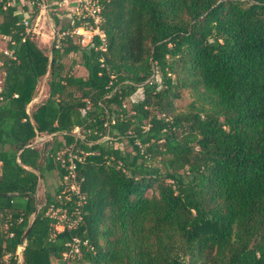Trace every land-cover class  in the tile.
<instances>
[{
	"label": "trees",
	"instance_id": "1",
	"mask_svg": "<svg viewBox=\"0 0 264 264\" xmlns=\"http://www.w3.org/2000/svg\"><path fill=\"white\" fill-rule=\"evenodd\" d=\"M23 1L0 0V264H58L71 238L74 264H264V0H97L103 41L51 12L47 47L26 27L61 0ZM70 145L84 203L54 232Z\"/></svg>",
	"mask_w": 264,
	"mask_h": 264
},
{
	"label": "built area",
	"instance_id": "2",
	"mask_svg": "<svg viewBox=\"0 0 264 264\" xmlns=\"http://www.w3.org/2000/svg\"><path fill=\"white\" fill-rule=\"evenodd\" d=\"M70 2L74 3V11L75 13L70 16V25H73L75 20H80V25L78 27L72 26L69 30L70 34H73L77 41L81 45H85L93 35H97L100 40L103 41V34L97 28L100 18H99V4L97 0H61L53 2L54 5L68 4ZM46 8V5L39 4L40 7ZM35 18V17H34ZM24 19V18H23ZM34 20V19H33ZM33 21L26 27V31L32 30ZM26 24V22H24ZM64 34V33H63ZM0 39L7 40L8 38L5 36H0ZM0 51L9 56L11 58V50L6 48H0ZM0 90H1V80H0ZM15 96V95H13ZM80 112L83 114L84 109H81ZM72 134L75 138H81L79 133V128L74 127L72 129ZM109 138L107 135L102 136V139ZM42 137H36L34 141L30 144L33 145L36 141H41ZM82 153V152H79ZM65 155V156H64ZM56 159L59 160L60 165L64 168V174L62 179L58 182L62 185V188L59 193L55 195L53 198L54 203H63V201H70L71 197H73V206L70 211H68L67 207H59L54 206V203H50L45 209V214L54 220L53 230L54 232H59L63 228H73L77 222L81 219L82 213V204L84 203V196L79 191L77 180L75 178V165L74 160L79 161L81 156L74 151L72 145L64 148L55 155ZM10 235V234H9ZM67 249L61 254L60 261L58 264H69L71 260L78 256L79 247H78V239L71 238L70 241L65 243ZM17 260L18 255H17Z\"/></svg>",
	"mask_w": 264,
	"mask_h": 264
},
{
	"label": "rangeland",
	"instance_id": "3",
	"mask_svg": "<svg viewBox=\"0 0 264 264\" xmlns=\"http://www.w3.org/2000/svg\"><path fill=\"white\" fill-rule=\"evenodd\" d=\"M23 0H20V3L17 4V10H21V4H23ZM48 6V5H47ZM38 14L35 15L33 23L31 25L32 31L38 37L40 42L44 44L46 47L49 46L50 41L54 35V26L51 18L49 17L51 12H58V14H67L68 16H72L74 11V3L70 2L68 4H61L48 6L47 8H43L42 6L39 8ZM31 11V9H29ZM27 13H23L24 19L27 17ZM59 16V15H58ZM61 16V15H60ZM5 45L4 40H0V48H3ZM75 74H81L83 69L81 67H74L73 69ZM3 70L0 67V78L2 77ZM139 91V90H138ZM179 98L174 100L175 110L176 111H184L188 105V103L193 99L192 92L188 89H180ZM58 181L54 172H45L42 176V179H38L37 182V191L34 194V197L42 200L43 194L45 192H52L54 183ZM18 252V247L16 249ZM75 262H71L69 264H74Z\"/></svg>",
	"mask_w": 264,
	"mask_h": 264
},
{
	"label": "water",
	"instance_id": "4",
	"mask_svg": "<svg viewBox=\"0 0 264 264\" xmlns=\"http://www.w3.org/2000/svg\"><path fill=\"white\" fill-rule=\"evenodd\" d=\"M50 51H51V50H50V48H49V51H48V52L50 53ZM44 80H45V78H43V80H42V82H41L40 90H39L38 94H40V92H41V88H42V84H43ZM38 179H40V176H38ZM34 204L36 205V201H34ZM35 214H36V210L32 213V215H31V217H30V219H29V221H28V223H27V225H26L24 231L22 232V234H21V236H20L19 244H18V252H17V255H18V259H19V260H20L21 257H22V250H23L24 243H25V237H26V235H27L28 229H29V227H30V225H31V223H32V220H33Z\"/></svg>",
	"mask_w": 264,
	"mask_h": 264
},
{
	"label": "crops",
	"instance_id": "5",
	"mask_svg": "<svg viewBox=\"0 0 264 264\" xmlns=\"http://www.w3.org/2000/svg\"><path fill=\"white\" fill-rule=\"evenodd\" d=\"M40 10V9H39ZM67 15V14H66ZM53 38V37H52ZM77 67H80V66H77ZM84 71V70H83ZM84 72H82L81 74H83ZM2 76H3V73H2ZM2 79V77L0 78V80ZM44 91H45V88H44V86H43V84H42V88H41V92H40V94H37V96L31 101V102H33V101H35L38 97H40L41 95H43L44 94Z\"/></svg>",
	"mask_w": 264,
	"mask_h": 264
}]
</instances>
